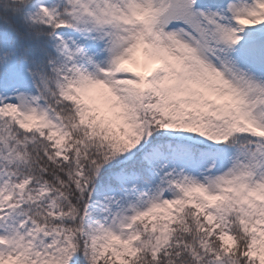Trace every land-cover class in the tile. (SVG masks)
<instances>
[{"label":"snow or ice","instance_id":"snow-or-ice-1","mask_svg":"<svg viewBox=\"0 0 264 264\" xmlns=\"http://www.w3.org/2000/svg\"><path fill=\"white\" fill-rule=\"evenodd\" d=\"M0 264H264V0H0Z\"/></svg>","mask_w":264,"mask_h":264}]
</instances>
